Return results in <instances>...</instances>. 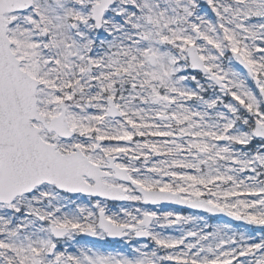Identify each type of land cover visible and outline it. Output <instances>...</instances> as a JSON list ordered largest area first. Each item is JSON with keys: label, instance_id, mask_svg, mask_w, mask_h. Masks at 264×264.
Wrapping results in <instances>:
<instances>
[{"label": "snow or ice", "instance_id": "snow-or-ice-1", "mask_svg": "<svg viewBox=\"0 0 264 264\" xmlns=\"http://www.w3.org/2000/svg\"><path fill=\"white\" fill-rule=\"evenodd\" d=\"M0 264H264V0H0Z\"/></svg>", "mask_w": 264, "mask_h": 264}, {"label": "flooded vegetation", "instance_id": "flooded-vegetation-1", "mask_svg": "<svg viewBox=\"0 0 264 264\" xmlns=\"http://www.w3.org/2000/svg\"><path fill=\"white\" fill-rule=\"evenodd\" d=\"M167 210H171V209H167Z\"/></svg>", "mask_w": 264, "mask_h": 264}]
</instances>
